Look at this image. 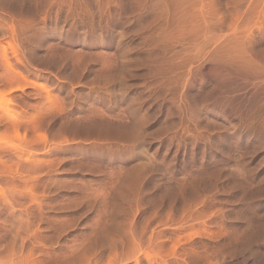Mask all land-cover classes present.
Listing matches in <instances>:
<instances>
[{
  "label": "rangeland",
  "instance_id": "obj_1",
  "mask_svg": "<svg viewBox=\"0 0 264 264\" xmlns=\"http://www.w3.org/2000/svg\"><path fill=\"white\" fill-rule=\"evenodd\" d=\"M0 99V264H264V0H0Z\"/></svg>",
  "mask_w": 264,
  "mask_h": 264
},
{
  "label": "bare ground",
  "instance_id": "obj_2",
  "mask_svg": "<svg viewBox=\"0 0 264 264\" xmlns=\"http://www.w3.org/2000/svg\"><path fill=\"white\" fill-rule=\"evenodd\" d=\"M32 85V84H31ZM33 85H35L37 88H42L40 85H37V84H35V83H33ZM36 88V89H37ZM21 89H23L22 87H21ZM5 109H7V106H6V104H4V101L3 100H1L0 99V111H1V113H2V111H4ZM33 120V119H32ZM37 120V119H36ZM3 121H5V120H3L1 117H0V125L2 124V123H4ZM9 121V125L8 126H11V127H14V129L13 130H15V129H17V128H19V123H20V121H18L17 119H10V120H8ZM35 121V120H34ZM29 123V122H28ZM27 123V125H29ZM31 123H32V126H33V123H35V122H33V121H31ZM6 125V124H5ZM19 125V126H18ZM31 125V124H30ZM35 125V124H34ZM6 127V126H5ZM15 127H17V128H15ZM29 127V126H28ZM34 127V126H33ZM35 127H36V125H35ZM10 128H8V130H9ZM34 129V128H33ZM12 130V131H13ZM19 129H17V131H18ZM16 131V130H15ZM28 142V141H27ZM33 142H35V141H33ZM2 144L3 143H0V181L1 180H3L4 179V181H7V182H9L10 183V185H13L14 187L16 186V187H18V186H20L19 184H23L24 186H23V188L25 187L27 190H29L30 192H31V190L30 189H32V191L34 190V184L33 185H31V182H32V179H33V176L35 175H33L32 177H31V172L29 173V171H30V169H32L33 168V166L35 165V167H36V163H38V161H37V155H35L33 152L31 153V151H28V152H26V150H24L23 151V149H21V151H19V149H18V151L16 150V148L15 147H17V146H15L14 148H15V150H14V148H13V150L14 151H12L11 150V148L13 147H9V146H7V148L5 147V146H2ZM5 145H6V143H5ZM29 146V145H28ZM31 146V145H30ZM10 149H9V148ZM19 147V146H18ZM17 147V148H18ZM16 151V152H15ZM12 161L13 162V160L14 161H16V166L15 167H13V166H9V165H7V162L8 161ZM9 161V162H10ZM38 165V164H37ZM40 168L42 167V168H45V167H43L42 165L41 166H39ZM41 168V169H42ZM41 169H39V170H41ZM34 170H35V168H34ZM26 171V172H25ZM43 171H44V169H43ZM42 171V172H43ZM2 172H3V174H4V172H5V174H7L8 175V177H7V175L4 177V175L2 174ZM39 172V171H38ZM41 172V171H40ZM6 177H7V180H5L6 179ZM35 177V176H34ZM34 179H36V178H34ZM3 182V181H2ZM31 186H33L32 188H30ZM14 189V188H13ZM25 189V190H26ZM15 190V189H14ZM24 190V189H23ZM19 191V190H18ZM5 192V191H4ZM27 192V191H26ZM21 193V192H20ZM2 194L7 198V196L5 195V194H7V193H2V191H0V198L2 197ZM28 195V194H27ZM3 196V197H4ZM26 196V195H25ZM2 197V198H3ZM29 197H30V195H29ZM32 197H34V196H32ZM32 197H30L31 199H32ZM1 198V199H2ZM6 198H4L6 201H8V203L11 201H9L8 199H6ZM26 198V197H25ZM4 199L1 201L0 200V202H5L4 201ZM24 199V198H23ZM30 202V201H29ZM33 202V201H32ZM1 204V203H0ZM5 204H7V203H5ZM28 205V204H27ZM5 206H7V205H5ZM13 206V205H12ZM22 209V208H21ZM25 209H26V207H25ZM19 210V209H18ZM29 212H26V213H30V211H32L31 210V207H30V210H28ZM19 213H21V212H19ZM15 215H19V214H15ZM22 216V215H21ZM19 217V216H18ZM28 220V219H27ZM26 220V221H27ZM20 221V225H21V222H22V220H19ZM23 222H24V220H23ZM19 225V226H20ZM18 226V227H19ZM21 226H23V225H21ZM20 226V227H21ZM19 227V228H20ZM18 228V229H19ZM22 228V227H21ZM25 228V227H24ZM23 229V228H22ZM26 229V228H25ZM20 230V229H19ZM27 230V229H26ZM18 231V230H17ZM19 232V231H18ZM19 233H17V235H18ZM20 234H21V232H20ZM20 234H19V236H20Z\"/></svg>",
  "mask_w": 264,
  "mask_h": 264
}]
</instances>
